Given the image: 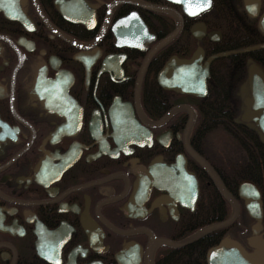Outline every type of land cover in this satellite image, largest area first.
<instances>
[{
  "label": "flooded vegetation",
  "instance_id": "af4514ba",
  "mask_svg": "<svg viewBox=\"0 0 264 264\" xmlns=\"http://www.w3.org/2000/svg\"><path fill=\"white\" fill-rule=\"evenodd\" d=\"M246 1L245 19L264 34L257 27L264 0L257 17L248 15ZM211 6L212 0L190 16L170 0H0V264H206L208 249L226 236L249 252L259 249L248 240L255 219L237 189L242 180L258 187L256 235L264 240V183L235 181L227 167L234 176L241 172L245 152L226 130L205 123L211 65L232 55L231 48H208L223 44L221 32L200 20ZM159 8L175 12L180 29L145 64L154 45L176 29L177 18ZM196 24L204 26L200 39L192 32ZM211 32L219 38H209ZM259 43L236 52L245 60L235 78L233 121L264 143L255 123L241 120L242 100L250 95L247 66L257 64L264 74V55L252 57L264 48L241 50ZM193 44L202 49V62L229 52L209 63L204 96L157 80L164 62L189 58ZM177 106L184 108L163 119ZM216 129L235 142L233 160L207 142ZM193 154L214 169L238 215L171 246L159 240H183L231 213Z\"/></svg>",
  "mask_w": 264,
  "mask_h": 264
},
{
  "label": "water",
  "instance_id": "95a60500",
  "mask_svg": "<svg viewBox=\"0 0 264 264\" xmlns=\"http://www.w3.org/2000/svg\"><path fill=\"white\" fill-rule=\"evenodd\" d=\"M182 5L183 11L190 16H195L200 12L208 9L211 5V0H170ZM260 0H247L244 4L245 10L250 17H257L259 11ZM159 10L172 14L177 18L176 29L168 33L164 38L158 41L151 49L149 55L145 59L147 63L149 57L153 52L158 50L161 46L172 40L180 29V18L175 12L159 8ZM257 27L261 32H264V10L258 16ZM193 35L195 38L200 39L204 33V26L196 24L193 27ZM209 38L218 39L219 32H211L208 34ZM150 41V40H145ZM137 45V44H135ZM264 48V43H259L243 48L241 51L247 52ZM229 52H217L208 56L204 62L203 51L197 47L190 58L179 59L176 56H170L162 65L157 73V80L162 87L174 89L180 92L193 94L197 96H204L207 92L206 79L209 77V63L218 57L227 55ZM247 83L250 89V95L242 100L243 111L241 113V120L252 121L261 133L264 134V74L257 64L250 63L247 66ZM184 107H174L171 109L163 119L169 117L175 111ZM192 119L189 120L186 132L190 129ZM195 160L202 166L205 172L209 175L217 189L225 196L231 203L230 215L217 223L205 226L192 235L177 242H171L161 239L159 242L171 246H178L185 244L189 241L196 240L205 233L225 227L229 225L238 215V204L233 196L226 189L225 185L218 177L214 169L199 155L193 154ZM195 180V179H194ZM238 196L243 199L244 205L247 209L249 216L255 219V223L251 226L253 235L248 240L258 242L259 249L249 252L235 239L230 237H223L216 245L210 247L206 253V264H264V240L256 233L260 230L261 221V200L260 192L255 183L249 180H242L238 184ZM193 205L197 196L196 181L193 191ZM193 207V206H191Z\"/></svg>",
  "mask_w": 264,
  "mask_h": 264
},
{
  "label": "trees",
  "instance_id": "16d2710c",
  "mask_svg": "<svg viewBox=\"0 0 264 264\" xmlns=\"http://www.w3.org/2000/svg\"><path fill=\"white\" fill-rule=\"evenodd\" d=\"M200 20L207 22L210 29L219 30L222 34L223 44L209 45L211 51L232 49V55L217 59L210 68L207 110H204V114H207L206 128L220 127L226 130L240 143L245 152L248 164L241 172L234 176L233 166L227 167L235 181L250 179L264 183V143L258 140L249 128L233 121L237 113L235 78L236 74L243 73L245 60V55L236 52L248 44L264 41V34L257 31L254 22L245 19L241 0H212L211 8L200 16ZM192 48H195L194 44ZM169 49L168 47L167 50ZM261 54L264 55V50L256 52L252 57L256 58ZM208 211L211 212L210 207Z\"/></svg>",
  "mask_w": 264,
  "mask_h": 264
},
{
  "label": "rangeland",
  "instance_id": "374dc122",
  "mask_svg": "<svg viewBox=\"0 0 264 264\" xmlns=\"http://www.w3.org/2000/svg\"><path fill=\"white\" fill-rule=\"evenodd\" d=\"M207 142L216 149H220L221 151L225 152V157H227L228 159H234L236 144L233 139L221 129L211 131L208 134Z\"/></svg>",
  "mask_w": 264,
  "mask_h": 264
}]
</instances>
